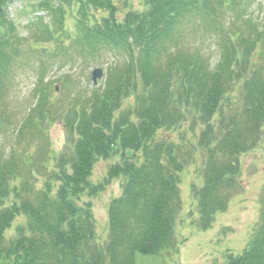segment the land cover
<instances>
[{"label": "trees", "instance_id": "obj_1", "mask_svg": "<svg viewBox=\"0 0 264 264\" xmlns=\"http://www.w3.org/2000/svg\"><path fill=\"white\" fill-rule=\"evenodd\" d=\"M16 1L0 0V123L17 72L39 51L47 53L17 35L8 16ZM55 1L39 5L53 11L55 27L47 25L37 42L49 43L56 32L67 36L63 65L107 53L126 63L91 100L72 103L56 118L50 111L55 86L44 75L50 63L36 59L37 102L18 129L19 143L46 141L48 126L58 120L71 151L36 169L0 145V264H136L138 253L159 256L176 248L179 174L199 154L196 225L210 229L243 188L242 156L264 142V27L250 20L247 32L226 27L228 16L245 12L244 0H143L144 9L121 19L113 0ZM68 20L72 35L63 30ZM198 23L221 35L214 67L203 53L180 50L186 29ZM100 162L108 163L107 175L95 184ZM120 178L101 245L93 200ZM224 264H264V209L245 248L227 254Z\"/></svg>", "mask_w": 264, "mask_h": 264}, {"label": "rangeland", "instance_id": "obj_2", "mask_svg": "<svg viewBox=\"0 0 264 264\" xmlns=\"http://www.w3.org/2000/svg\"><path fill=\"white\" fill-rule=\"evenodd\" d=\"M113 1L120 19L128 11L145 8L143 0ZM40 4L42 0H17L8 7V16L17 27V35L20 38L26 40V43L28 41L29 46L43 45L42 48L47 52L39 51L36 59L50 63L44 75L45 81H50L52 87L55 86V90L51 92L53 110L50 111L58 118L62 110H66L72 103L84 104L91 100L95 91L105 87L106 79L123 70L126 60L107 53L96 59L79 58L75 63L68 62L63 65L62 46L70 44L67 36L62 37V34L59 36L56 32L49 43L37 42L39 36L45 35L47 25L55 27L53 11L39 8ZM243 8L245 12L240 17L235 18L231 15L226 18V27L231 32H247L245 26L247 20L259 28L264 27V0H244ZM75 11L76 8L73 9V13ZM74 29L71 20H68L63 28L70 32L69 35L73 34ZM219 37L220 34L208 32L201 23H198L186 29L179 47L189 54L203 53L214 67L222 53L220 50L222 38ZM57 39L64 40L65 44L58 43ZM26 46L24 47L27 50ZM36 59H30L29 66L19 70L14 78L4 109L6 117L0 123V145L6 151L12 148L17 150L20 165L25 161L27 164H33V168L41 169L35 167L39 166V162L49 159V163L53 165L62 153L71 151V146L66 126L58 120L48 126L46 141L45 138L41 140L30 138L28 142L22 140V143H19L18 129L37 102L33 92L38 81L35 68L39 61ZM96 69H101L102 77L94 84L92 77ZM25 155L30 158L24 159ZM203 161V156L199 154L197 160L179 174L182 211L175 226L176 248L166 250L159 256L138 253L136 264H224L227 254L242 252L251 239L259 222L260 213L264 209V142L254 151L242 156L243 188L231 200L228 209L216 216L213 226L208 230H201L196 225L198 204L192 195L193 185L201 187L203 184L200 173ZM112 163L114 160L110 164ZM107 168V162H100L94 169L92 182L97 184L101 181L107 175ZM122 180L123 178L113 181L106 191L93 200L98 242L101 245H105L109 235V203L121 193ZM12 231L13 229H8L6 235H11Z\"/></svg>", "mask_w": 264, "mask_h": 264}, {"label": "water", "instance_id": "obj_3", "mask_svg": "<svg viewBox=\"0 0 264 264\" xmlns=\"http://www.w3.org/2000/svg\"><path fill=\"white\" fill-rule=\"evenodd\" d=\"M102 77V71L101 69H96L94 72H93V77H92V81L94 84L97 83V80L100 79Z\"/></svg>", "mask_w": 264, "mask_h": 264}]
</instances>
